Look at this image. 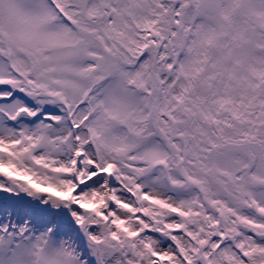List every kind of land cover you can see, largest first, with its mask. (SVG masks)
<instances>
[{"label":"snow or ice","instance_id":"6c2138e0","mask_svg":"<svg viewBox=\"0 0 264 264\" xmlns=\"http://www.w3.org/2000/svg\"><path fill=\"white\" fill-rule=\"evenodd\" d=\"M0 264H264V0H0Z\"/></svg>","mask_w":264,"mask_h":264}]
</instances>
